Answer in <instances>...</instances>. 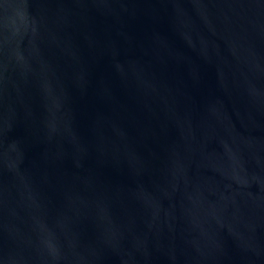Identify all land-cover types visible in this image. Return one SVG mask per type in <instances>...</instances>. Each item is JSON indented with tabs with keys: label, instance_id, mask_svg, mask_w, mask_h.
Here are the masks:
<instances>
[{
	"label": "water",
	"instance_id": "obj_1",
	"mask_svg": "<svg viewBox=\"0 0 264 264\" xmlns=\"http://www.w3.org/2000/svg\"><path fill=\"white\" fill-rule=\"evenodd\" d=\"M0 264H264V0H0Z\"/></svg>",
	"mask_w": 264,
	"mask_h": 264
}]
</instances>
